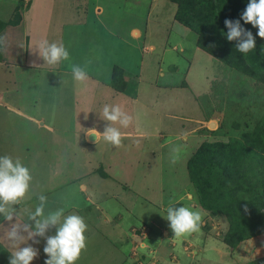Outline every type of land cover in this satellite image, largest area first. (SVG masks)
<instances>
[{
    "label": "rangeland",
    "instance_id": "1",
    "mask_svg": "<svg viewBox=\"0 0 264 264\" xmlns=\"http://www.w3.org/2000/svg\"><path fill=\"white\" fill-rule=\"evenodd\" d=\"M96 7L100 8L99 13L95 11ZM16 10L21 20L18 24L7 26L2 31L6 39L1 47L5 45L9 63L0 66V94L4 93V97L13 98L18 102L15 105L20 110L31 116H37L38 118L35 119L42 120L54 129V133H51L44 126L39 124L37 126L29 120L19 117L8 118L4 115L0 117V124L5 125L1 126V130L25 133L23 139L28 145L33 144L34 137L37 138L36 144L35 142L33 144L34 150L32 154L30 153L31 158L35 156V161L28 159V168L32 175L30 190L26 199L20 205L14 206L18 211V221L23 223L28 220V212L34 211L39 203L36 202L37 194L44 193L46 188H54L62 173L73 170L69 169L72 163L71 153L68 156L60 155V152L47 154L46 156H50L53 160L45 158V163L41 162L43 155H40L41 149L46 143L43 141L44 137H47L48 143L52 144L55 142L52 137L59 136L57 129L65 131L66 133L61 135L62 138H59L68 151H73L71 141L73 132H80L83 128H96L103 132L107 123L102 117L103 106L120 105L132 117V124L128 128L121 127L120 131L149 135L145 142L139 139H122L123 150L126 148L129 151H137L136 156H140L139 171L132 169L124 175L127 177L125 179L128 183L127 189L119 187L112 180L102 178L101 171L100 173L97 171V174L91 175L93 186L88 189L87 194L91 195V190L97 198H104L105 193L114 197L124 194L128 202L125 198L121 202L131 205L128 210L135 217V220L130 219L128 223H133L134 228L138 230L145 228L146 246L143 249L147 247L152 249L155 245L151 246L149 237L152 240V237H161L164 232L161 234V231L150 223L151 220L160 219V224L166 227L169 234L172 231L166 226L169 225L164 219L166 214H159L146 203L138 202L137 206L135 204L137 198H147L152 190H155V197L161 195L163 198L180 200L183 194L190 190L195 199L194 189L187 173L189 159L201 143L223 141L232 136L224 134L233 122L230 112L232 109L227 108L226 105L229 98H241L259 89V102L262 106L264 88L246 80L244 86L247 90H245L240 85L243 77L199 50L196 47V34L174 21L176 7L169 0H0V21L14 20ZM134 29L140 32L138 39L130 37ZM42 39H47L49 42H63L70 53V60L63 61L57 66L47 65L39 57L36 48ZM121 39L128 42L126 46L119 42ZM88 59L97 65L89 66ZM72 64L86 67L89 76L102 80L101 83L95 84L90 78L80 84L74 81L71 76ZM114 66L126 72L130 84L133 82L137 84L135 102L133 93L115 94L118 93L117 90L108 88L106 84L108 81L104 76L108 75ZM63 70L67 72L57 73ZM184 82L186 86L183 87ZM107 91H114L113 97H110ZM94 94L96 102L92 105L89 103L90 107L89 104L79 108L72 106L78 101L85 100L87 103ZM57 99L64 102L66 110H71L68 111L71 112L69 116L64 113H54V115L44 113V110L49 112L52 102L56 103ZM170 104L176 106L173 111L176 114L175 119L158 118L159 116L155 115ZM52 109L56 110V107ZM37 110H40V114L36 112ZM208 118H214L213 127H209L208 124L209 131L215 130L217 126L220 129L215 133L207 131L208 133L205 134L203 131L193 134L191 129L197 127L194 121L203 119L208 122ZM155 126L159 127L158 135L152 136ZM182 134H186V138ZM12 139L18 140L17 143L20 140L16 136H12ZM104 145L108 146V143L104 142L98 146ZM148 160L152 161L150 165ZM43 164L46 165L40 168L39 166ZM60 165L66 167V171L61 172L57 169ZM117 187L119 192L115 191ZM95 188L97 195L94 193ZM58 194L49 193L53 198L51 207L54 208L46 206L45 211L55 210ZM181 203L188 204L189 207L187 198H183ZM1 220L3 217L0 218ZM218 220L214 231L216 236L212 233L207 235L206 230L201 227V230L192 237V234L184 236L194 243V248L190 246V242H183V245L178 243L174 248L164 247V251L172 250L174 256L179 259L175 264L238 263L239 259L230 257V252L225 250V246H222L223 242L217 238L227 229L226 221L222 218ZM206 221L208 222V219ZM124 226L127 227V224ZM130 230L133 228L131 227ZM162 238L168 243L165 236ZM130 239L132 241V233ZM204 241L208 246L206 247L205 243L202 249ZM246 243H249L247 249L250 255L253 253L252 257L246 256L252 261H247V264H264V235ZM240 246L234 251H238ZM92 247L96 245L93 244ZM183 248L185 252H182ZM128 249L129 245L124 252H129ZM196 249L201 253L198 255L192 253ZM217 249L224 253L218 254ZM110 250L108 246L102 251L99 249L95 253V264L112 262L119 264V259L111 261L107 257L106 254ZM147 252L142 249L140 251L145 255L148 254ZM187 254L194 259L188 258ZM151 257L150 263L155 264L156 257L155 260ZM85 258L86 253H81L78 259L80 264L88 263L83 261ZM163 260L167 263L169 261L168 257H164ZM241 264H245V260Z\"/></svg>",
    "mask_w": 264,
    "mask_h": 264
},
{
    "label": "crops",
    "instance_id": "2",
    "mask_svg": "<svg viewBox=\"0 0 264 264\" xmlns=\"http://www.w3.org/2000/svg\"><path fill=\"white\" fill-rule=\"evenodd\" d=\"M95 11L99 13L100 8L96 7ZM1 22L7 23L9 21H1ZM7 26H10V25H7ZM0 36H3L6 38L5 33H3V32H1ZM130 37L132 39H136V38L138 39V37H140V32L138 30L134 29L131 31ZM119 42L121 44H124L125 46L128 43L123 39H121ZM3 43H2V45H3ZM2 47H3V51L0 50V56H1L0 66H2L3 64L9 63L8 59L6 58L5 45ZM2 47H1V49H2ZM136 47L138 49V46H136ZM151 49H153L152 46H151ZM87 64L89 66H91V65L96 66L97 65V64H95L94 61H91L90 59H88ZM66 72L67 71H65V70H63V72L57 71V73H66ZM105 76H104V79H107V81H108V82H106V84H108L107 85L108 88L110 90H114L112 85H111L112 71L108 75L106 74ZM89 78L93 82H95V84L101 83V81H102L98 78H93L90 76H89ZM123 78H124V81H126V88L123 92L115 93L114 91L113 92L107 91L106 93L108 95H110V97H113L114 93L115 94L133 93L132 95L134 96V102H135L137 99V97L135 96L136 91H137V84L134 82H133V84H130L125 71H124V77ZM82 86H84V84ZM169 87H171V86H169ZM12 99L4 97V93L0 94V117L2 115H4L5 117H8V118L14 117L15 119L17 117H19V118H22L23 120H29V121L33 122L34 124H36L37 126H38V124L40 126H44L51 133H54V129H52L50 126L46 125L42 120L35 119V118H38L37 116H31L29 114L24 113L22 110H20L15 105V103H18V102L15 101L14 99L12 100ZM94 102H96V95L95 94L93 95L92 98L88 99L87 103L85 102V100L84 101H78L77 103H75V105L73 104L72 106H76V108H79L81 106H87V104H89V103L92 105ZM52 103L53 104H52L51 108L48 109L49 112L44 110L45 114L49 113L51 115H54V113H57V114H63L64 113V114H66V116H69V114L71 113V112H68V111H71L70 109L66 110L65 104H64V102L61 101V99H57L56 103H54V102H52ZM90 104H89V107L91 106ZM55 107H56V110L52 109ZM175 108H176L175 105L172 106L170 104L169 107L164 109L162 112H160V110H159V114H155V115L159 116L158 118L163 117V118H167V119L168 118L175 119L176 114L173 113ZM36 112L40 114V110H37ZM39 118H41V117H39ZM71 120H74V118H71ZM13 122H15V120H13ZM212 122H214V118H210L208 120V122H205L203 119H201V121L195 120L194 123L197 125V127L193 128L191 130H192L193 134L201 133V132H203L201 129H204V128L208 129L207 128L208 124L210 125ZM0 123H1V121H0ZM1 126H5V125L0 124V156L9 155V156L13 157L14 159L18 158L21 160V162L25 166L28 167V159L31 158L30 153L32 154V150H34L33 144H34L35 140H37V138L34 137V141H32L33 144L31 142L30 144H32V145H28V144H26V141L23 139V136L25 135V133L16 132V131L11 132L10 130L3 131V130H1ZM89 129H92V128H83V130L80 132H73V135L71 137L72 138L71 141L74 145V146L72 145L73 151H68L66 146L63 144V142H61V139H60V138H62L61 135H63V133H66L65 131L57 129V134L59 136H57L56 138L52 137L53 139H55V142H53L52 144H49L48 138L44 137L43 141L46 143H45V146H43V148H42L43 150L41 149L40 155L43 154L42 158L40 156L41 162L45 163V158L53 160V159H51L50 156L47 157L46 156L47 154L49 155L51 153L55 154V153L60 152L59 153L60 155L62 154V155L68 156V154L71 153L72 154V156H71L72 163L70 166L71 168L69 167V169H73V170L69 171V172L62 173L60 175V179H57V185L52 189L46 188L44 193H41V194H43L47 197V203H46L47 208H54V207H51L53 198L51 196H49V193L50 192L59 193L58 199L55 202V204H56L55 209L64 208L65 209V215L75 213V214H78L84 218V221L87 224V231L85 232V236L87 239H86V249H85V251L83 250L81 252L84 254L86 253V258L83 261H86L89 264H95V261H96V259H94L95 253L98 252L99 249H100V251H102L103 248H106L108 246V248H110L111 250L106 255H107V257H109V259L111 261L119 259V264H127V262L129 264H135L134 262H135L136 258L134 256H132V254L130 257V252L133 249L132 242L130 239V233H131L130 229H131V227H134V225H133V223H128V222H130V219L135 220V217L128 210L129 206H131V205L130 204H123L121 202L124 198L126 201L127 200L126 197H124V194H119L118 195L119 197H114L112 195L108 196L109 193H105V194L103 193L105 195L104 198H97L96 196H94L92 194V190H91V195H88L87 191H88V189H91L93 186L92 181L90 180L91 175L97 174V171H102L104 174H106V177L101 176L102 178H105L106 180H108V179L112 180L114 183L118 184L119 187L121 186V187L127 189L128 183L125 182V179L127 177H125L124 175L127 174L132 169L135 171H139L138 165L141 164V162H140L141 158L139 155L136 156L135 153L137 151H129L126 148L123 150L121 148V146L118 148L114 147L110 144H108V146H105V145L104 146H98L99 144L104 143V141L102 142L103 139L98 138L97 142H96V139L94 136L88 135ZM96 131L100 132L97 129H96ZM158 131H159V127L155 126L154 131H153L154 134H152V136L158 135ZM100 133H102V132H100ZM122 133H123L122 139H128V140L139 139V140H143L144 142L146 141L147 137L149 136V135L145 136L144 134H140V133L139 134H135V133H131V132H127V133L122 132ZM206 133H208V132H205V134ZM12 136L19 137V139H20L19 142L17 143L18 140L12 139ZM35 144H36V142H35ZM105 154H106V156L104 157ZM108 155H110L111 157H109ZM108 157H109V160L107 162H105ZM61 158H60V160H61ZM32 159L35 161V156H33L31 158V160ZM85 159H86V161H85ZM148 161H149V165H150L152 163V161L151 160H148ZM44 165H46V164H43V165H41L42 167L41 166H39V167L43 168ZM142 167H144V165ZM162 168L163 167H161V169ZM51 169H53V168H51ZM57 169L61 170V172H62V171H66L65 169H67V168L66 167L63 168L60 165ZM66 189H67V191H66ZM115 191L119 192L118 187L115 189ZM182 192H183V190H182ZM94 193H95V195H97L96 188L94 189ZM134 193L137 194L136 192H134ZM189 193L192 194V192L189 190L183 194V196L180 198V200H179V198L176 200H173V199L163 198L161 195H159L158 197H155V190H152V192L150 193L149 196H147V198H144V197L137 198V202L135 204L138 206L139 203H142V204L146 203V204L152 206L154 209H156L159 214L160 213L166 214V209L170 204L188 207L187 206L188 204L181 203V200L183 198H187V200L189 201V207L195 209L197 206H196L194 196L192 194L193 198L190 199L188 196ZM40 195L37 194L38 197ZM38 197L36 199V202L39 201ZM126 202H128V201H126ZM46 210H49V209H46ZM83 211H84V214H83ZM45 212L47 213L48 211H45ZM164 216H166V215H164ZM206 219H208V222L206 221ZM14 222H15V220L12 221V223H14ZM218 222H219L218 218L211 217L207 212H205V215L203 217V223H202L201 227L202 228L206 227L205 230H206L207 235H209L208 233H212L213 236H216L214 231L216 229L215 225L218 224ZM9 223L10 222L4 221V220L0 221V236L3 235L4 228L8 227ZM150 223L155 225V227L159 231H161V234H162V232H164V234H162L161 237H152V240H150V237H149V239H148L151 246L155 245V246H152L153 247L152 249H154V251L156 253L155 257H156L157 261L155 264H160V263H162V264H173L174 263L175 264V263L179 262V259L176 256H174V254L172 253V250L164 251V247H168L169 249L174 248L177 246L178 243L183 245L184 244L183 242H185V243L190 242L189 243L190 246L192 248L195 247V245L192 241H189L188 239H186L184 237L176 238V237H174L173 232H171L169 234L168 230H166V227H164L163 225L160 224V219L158 221L151 220ZM124 224H127V227H125ZM166 226H169V225H166ZM193 234L191 235V237L193 236ZM52 235H55V228L49 229L46 233V236H52ZM108 235H110V236H108ZM168 235H170V237H168ZM222 235H223V233H222ZM263 235H260V236H263ZM164 236L166 237L165 239H167L168 243H166L164 241V239L162 238ZM260 236L251 238L249 240L257 239ZM217 238L220 239L222 242L221 234H219ZM35 239H37L39 241V243L34 244L31 240H29V241H26V244L21 245V247L31 245L32 247L38 249V256L31 262V264H44V261L47 259V256L43 252V248L45 246L46 238L37 237ZM43 239H44V241H43ZM249 240H247V241H249ZM247 241L242 242L243 244L241 243L240 244L241 246L239 245L240 249L238 251L230 250L224 244H222V246L224 245L225 250H227V252H230V254H231L230 257H237L239 259V262L236 264L243 263V260H245V264H247L248 262H252L249 260H250V257H252V255H253V253L250 255V251H248V249H247V246H249V243H246ZM205 243L206 242L204 241L202 249H204ZM244 243H246V244L244 245ZM0 244L2 246H4L11 253V249H9L6 246L4 241L0 240ZM93 244H95L96 247L93 248L92 247ZM105 245H107V246L105 247ZM128 245H129V249H128L129 252H124L125 249L128 248ZM207 246H208V244L206 243V247ZM166 252H167V254H166ZM182 252H185L184 248L182 249ZM217 252H218V254H219V252L224 253L222 250H219V249H217ZM192 253H194V254L196 253V255H198V253H201V252H199L196 249V250H193ZM136 255L139 256L140 254L136 252ZM246 256H250V257H246ZM164 257H168V260H169L168 263L163 260ZM187 257L192 259V260L194 259V257L189 255V254H187ZM162 260H163V262H161ZM75 263L80 264V261L77 260ZM111 264H115V263L112 262ZM200 264H205V263L203 262Z\"/></svg>",
    "mask_w": 264,
    "mask_h": 264
},
{
    "label": "trees",
    "instance_id": "3",
    "mask_svg": "<svg viewBox=\"0 0 264 264\" xmlns=\"http://www.w3.org/2000/svg\"><path fill=\"white\" fill-rule=\"evenodd\" d=\"M169 1L176 7L174 21L196 34L199 50L243 77L240 85L245 90L246 80L264 88V40L257 36L258 29L240 19L249 0ZM225 19L240 20L241 26L252 33L256 42L253 51L243 55L235 48L236 41H227ZM20 20L16 10L14 20L0 21V34L7 25H16ZM123 77L124 71L114 66V90H125ZM259 95V89H255L247 96L229 98L226 105L232 109L233 122L224 134L232 136L201 143L187 164L195 202L211 217L226 221L222 242L230 250L264 234V104L260 105ZM219 129L201 130L215 133ZM100 174L106 176L102 171ZM245 204L247 213L243 210ZM10 255L0 244V264H9Z\"/></svg>",
    "mask_w": 264,
    "mask_h": 264
},
{
    "label": "clouds",
    "instance_id": "4",
    "mask_svg": "<svg viewBox=\"0 0 264 264\" xmlns=\"http://www.w3.org/2000/svg\"><path fill=\"white\" fill-rule=\"evenodd\" d=\"M240 19L245 24H251L252 27L258 29L257 36L264 40V0H249ZM224 25L227 29V41H236L235 48L239 53L247 55L254 50L255 39L250 31L241 26L240 20L225 19ZM5 39L0 36V43H3ZM36 48L39 57L49 66H57L63 61L70 60V53L63 42H49L47 39H42ZM71 76L79 83L89 79L86 67L77 64L71 65ZM102 117L107 122L103 132H97L95 128H92L88 130V135L94 136L96 142L98 138H102L104 142L117 148L120 147L123 138L120 128H128L132 124V117L120 105L107 104L103 106ZM182 135L186 138V134ZM31 181V171L20 159H14L9 155L0 156V217L10 222L8 227L4 228L0 240L11 249L9 264H31L38 256V249L31 245L23 247L21 245L29 240L34 244L39 243L35 238H45L47 231L51 228H55V235L46 238L43 252L47 259L44 264H75L81 252L86 249L87 224L82 216L75 213L65 215L64 208H57L46 213L47 197L41 194L34 211L28 212V220L23 223L18 222V211L14 206L20 205L26 199ZM188 196L190 199L193 198L191 193ZM243 210L247 213V204L244 205ZM204 215L205 212L201 208L177 207L170 204L166 209L164 219L168 221L174 237L181 238L199 232ZM14 220L15 222L12 223ZM145 239L146 237L142 240L139 237H133L132 234L133 249L130 257L132 254L136 258L135 264H151L150 255L155 260L154 251L150 247L143 249L146 246ZM135 243L142 245L144 243V246L134 249ZM141 249L147 250L148 254L140 253ZM134 252L135 255H133ZM136 252L140 255L137 256Z\"/></svg>",
    "mask_w": 264,
    "mask_h": 264
},
{
    "label": "built area",
    "instance_id": "5",
    "mask_svg": "<svg viewBox=\"0 0 264 264\" xmlns=\"http://www.w3.org/2000/svg\"><path fill=\"white\" fill-rule=\"evenodd\" d=\"M144 232H145L144 227L140 230H136V229L132 230L133 237H139L141 240L144 238ZM138 247H143V245L141 243H135L134 249H137ZM133 255H135V252L133 253Z\"/></svg>",
    "mask_w": 264,
    "mask_h": 264
},
{
    "label": "water",
    "instance_id": "6",
    "mask_svg": "<svg viewBox=\"0 0 264 264\" xmlns=\"http://www.w3.org/2000/svg\"><path fill=\"white\" fill-rule=\"evenodd\" d=\"M213 125H214V124H213V123H211V124L209 125V127H213Z\"/></svg>",
    "mask_w": 264,
    "mask_h": 264
}]
</instances>
